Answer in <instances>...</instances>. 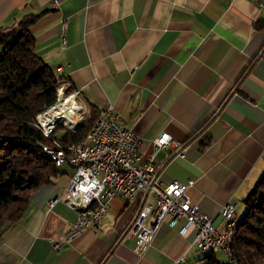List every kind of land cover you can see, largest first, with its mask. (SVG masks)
<instances>
[{
	"label": "crops",
	"instance_id": "crops-1",
	"mask_svg": "<svg viewBox=\"0 0 264 264\" xmlns=\"http://www.w3.org/2000/svg\"><path fill=\"white\" fill-rule=\"evenodd\" d=\"M57 1L0 0V24L43 11L31 25L34 49L80 90L84 104L112 103L140 135L141 157L161 162L159 181L193 179L186 193L215 226H224L227 202L241 217L264 171V26H256L264 7L257 0ZM162 131L183 143L182 155L174 143L154 147ZM65 165L32 191L20 219L0 236V264L201 263L195 229L179 232L184 219L164 221L148 248L135 250V236L125 233L141 194L109 198L97 227L55 248L52 239L64 240L76 217L61 200L47 204L73 174Z\"/></svg>",
	"mask_w": 264,
	"mask_h": 264
},
{
	"label": "built area",
	"instance_id": "built-area-1",
	"mask_svg": "<svg viewBox=\"0 0 264 264\" xmlns=\"http://www.w3.org/2000/svg\"><path fill=\"white\" fill-rule=\"evenodd\" d=\"M258 2L264 7V0ZM54 4L58 5V1L54 0ZM65 27L64 20L61 28L63 38ZM58 85H62L67 93L70 83L61 82ZM57 86L56 91L59 94ZM71 94H75L76 100H83L79 90ZM86 110V105L79 109L74 116L76 121L69 120L67 128L76 131L80 126L82 113ZM100 114V129L87 139L84 146L69 149L67 144V149L54 151L63 156V164L68 163L73 167V174L64 193L60 197L48 199V206L52 207L57 200L71 206L70 193L78 194V207H72L77 211L72 227L66 232L64 240L52 241L54 246L59 248L64 241L71 240L87 227H97L109 207V198H132L141 194L138 212L126 232L127 236L136 237L134 248L137 252L143 253L148 248L162 222L166 221L173 226L180 219H184L185 223L179 232L184 233L193 227L198 250L219 248L233 260L225 249L224 234L231 229V223L236 218L235 203L227 202L221 206L224 226L218 228L213 223V216L201 211L199 205L187 195L186 189L193 184V179H174L168 183L159 181L157 171L160 162L154 161L153 155L146 159L141 158L138 151L140 136L120 123V115L114 105L105 104ZM60 115L49 113L48 116L38 118L36 125L46 136H51L58 127ZM55 139L62 142L56 137ZM153 141L158 147L170 145L173 139L169 132L162 131ZM174 143L178 145V142ZM183 150H179L181 155ZM81 201H90V209H81ZM184 259L185 257H180V261Z\"/></svg>",
	"mask_w": 264,
	"mask_h": 264
},
{
	"label": "trees",
	"instance_id": "trees-1",
	"mask_svg": "<svg viewBox=\"0 0 264 264\" xmlns=\"http://www.w3.org/2000/svg\"><path fill=\"white\" fill-rule=\"evenodd\" d=\"M42 12L27 13L10 26L0 24V236L20 219L32 191L61 172L45 150L52 142L45 144L50 138L35 120L55 103L56 86L68 79L34 49L31 25ZM256 26H264V18ZM87 104L88 120L77 131L65 129L59 134L58 128L52 138L70 144L85 137L101 110ZM244 202L245 212L229 230L233 258L229 262L264 264V171ZM200 255L203 264H221L215 252Z\"/></svg>",
	"mask_w": 264,
	"mask_h": 264
},
{
	"label": "bare ground",
	"instance_id": "bare-ground-1",
	"mask_svg": "<svg viewBox=\"0 0 264 264\" xmlns=\"http://www.w3.org/2000/svg\"><path fill=\"white\" fill-rule=\"evenodd\" d=\"M57 89L59 90V94H57V99L55 103L52 104L50 107H48L46 110L36 114L35 116L36 123L38 121V118L48 116L49 113L61 114L59 116V124L64 123L67 126L69 120L71 121L73 119L74 121H76L74 116H76L77 111L79 109L83 108V104H84L83 100H76L75 94H71V93L66 94L62 85H58ZM100 124H101V114L99 112V115L96 121L94 122V124L92 125L91 129L89 130L88 135L90 136L94 135L97 132V130L100 129ZM79 128L80 126L77 128V130ZM86 138L87 136L81 138L78 141L71 142L69 144V149L81 148L82 146L86 144L87 142ZM62 149H67V144L58 142V140H56L55 138H52V143L45 147L46 153L54 161L56 166L63 165V156H60L54 153V151H58ZM70 202H71V207H78V194L77 193H70ZM81 209H90V201H81ZM234 224H235V219H233L231 223V228L234 226ZM224 244H225V249L228 252L229 256L232 257V253L230 250V244H229L228 232H225L224 234ZM215 250H219V248H206L205 250H201V251L204 253L206 251L214 252Z\"/></svg>",
	"mask_w": 264,
	"mask_h": 264
},
{
	"label": "rangeland",
	"instance_id": "rangeland-1",
	"mask_svg": "<svg viewBox=\"0 0 264 264\" xmlns=\"http://www.w3.org/2000/svg\"><path fill=\"white\" fill-rule=\"evenodd\" d=\"M258 1V0H257ZM258 4H259V2H258ZM63 82H67L68 83V80H66V81H63ZM70 83V82H69ZM69 87V90L67 91V93L66 94H70V93H72V92H74L75 90H79L78 88H72V86H71V83H70V85L68 86ZM79 94L81 95V93H80V90H79ZM82 96V95H81ZM83 97V96H82ZM84 98V97H83ZM85 100V99H84ZM83 104V103H82ZM108 104V103H107ZM84 105H86V108H87V110L84 112V113H82V115H83V117H82V120H81V122L79 121V123H81L80 124V127L83 125V123L84 122H86L87 120H88V117H89V106H88V104L86 103V101H85V104H83V106ZM115 107V106H114ZM116 110V109H115ZM117 111V110H116ZM118 112V111H117ZM119 113V112H118ZM119 115H120V113H119ZM98 117V116H97ZM97 119V118H96ZM96 121V120H95ZM120 123H122L121 122V116H120ZM123 124V123H122ZM124 125V124H123ZM125 126V125H124ZM127 127V126H126ZM40 128V127H39ZM59 128V129H58ZM69 128V127H68ZM67 128V126L64 124V123H60V124H58V127L56 128V129H58L57 130V133H59V134H63L64 133V131H65V129H68ZM128 128V127H127ZM41 129V128H40ZM55 129V130H56ZM128 129H130V128H128ZM55 130H54V132H55ZM69 130H70V128H69ZM72 130V129H71ZM131 130V129H130ZM41 131H42V129H41ZM134 132V131H133ZM42 133H43V131H42ZM136 133V132H135ZM44 134V133H43ZM53 132H52V134H51V136H49L50 137V141L48 142V143H45V144H49V143H51L52 142V136H53ZM170 134V133H169ZM139 135V134H138ZM159 135V134H158ZM44 136L45 137H48V136H46L45 134H44ZM87 138H86V140L90 137V135H88V133H87ZM140 136V135H139ZM48 137V138H49ZM172 137V136H171ZM155 138V137H154ZM154 138H153V140H154ZM173 139V138H172ZM175 142V140L173 139V142L171 143V144H173ZM176 142H178V141H176ZM139 143H140V141H139ZM153 143H154V141H153ZM45 144H43V146L45 145ZM166 146H168V145H166ZM174 146H176L177 148H178V150H177V153H179L180 154V152H179V150L180 149H184V147H183V143H181V142H178V145L177 144H175L174 143ZM154 147L155 148H157L155 145H154ZM158 147H162V146H158ZM138 151H139V144H138ZM184 151V150H183ZM139 154H140V152H139ZM142 158V157H141ZM143 159V158H142ZM160 164H161V162H160ZM66 169H67V172H71V168H70V165L68 164V163H66V165L64 166ZM160 167H161V165H160ZM159 170H160V168L158 169V171H157V173L159 172ZM188 180V179H187ZM136 196V195H135ZM134 196V197H135ZM134 197H132V198H134ZM126 198V197H125ZM132 198H126V199H132ZM65 203V202H64ZM139 203H141V202H139ZM66 204V203H65ZM68 205V204H67ZM69 206V205H68ZM139 206V205H138ZM49 207V206H48ZM71 207V206H70ZM138 208L139 207H137V209H136V211H135V213H134V216L136 215V213L138 212L137 210H138ZM74 209V208H73ZM75 210V209H74ZM76 214H77V211H76ZM134 216H133V218H134ZM133 218H132V220H133ZM238 216H236V220L238 221ZM75 220V219H74ZM100 222V221H99ZM98 222V223H99ZM132 222V221H131ZM130 222V223H131ZM236 222V221H235ZM163 223V222H162ZM161 223V224H162ZM130 225V224H129ZM235 225V224H234ZM87 228H90V227H87ZM92 228H94V227H92ZM85 230V229H84ZM158 231V230H157ZM126 232H127V230H126ZM228 232V234H229V231H227ZM125 235H127L126 233H125ZM65 236H66V234H65ZM75 237V236H74ZM73 237V238H74ZM136 238V237H135ZM57 240V239H56ZM52 241H53V239H52ZM68 241V240H67ZM136 242V241H135ZM52 244H53V242H52ZM63 245V244H62ZM53 246H54V244H53ZM55 247V246H54ZM56 248V247H55ZM199 252H200V250H199ZM215 254H216V257H217V259H218V261L221 263V264H234L233 262H229V261H232V260H230L229 258H228V255H227V253H225V252H223L222 250H217V251H215ZM200 264H203V262L201 261V263Z\"/></svg>",
	"mask_w": 264,
	"mask_h": 264
}]
</instances>
